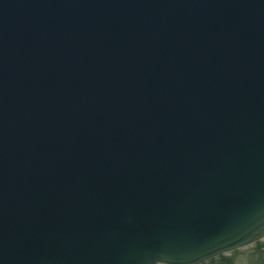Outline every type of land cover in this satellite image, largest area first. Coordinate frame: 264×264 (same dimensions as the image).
Here are the masks:
<instances>
[{
	"label": "water",
	"instance_id": "95a60500",
	"mask_svg": "<svg viewBox=\"0 0 264 264\" xmlns=\"http://www.w3.org/2000/svg\"><path fill=\"white\" fill-rule=\"evenodd\" d=\"M261 239L264 0H0V264Z\"/></svg>",
	"mask_w": 264,
	"mask_h": 264
},
{
	"label": "rangeland",
	"instance_id": "374dc122",
	"mask_svg": "<svg viewBox=\"0 0 264 264\" xmlns=\"http://www.w3.org/2000/svg\"><path fill=\"white\" fill-rule=\"evenodd\" d=\"M207 260L213 264H264V239Z\"/></svg>",
	"mask_w": 264,
	"mask_h": 264
},
{
	"label": "snow or ice",
	"instance_id": "6c2138e0",
	"mask_svg": "<svg viewBox=\"0 0 264 264\" xmlns=\"http://www.w3.org/2000/svg\"><path fill=\"white\" fill-rule=\"evenodd\" d=\"M210 255H212V253H207L204 256L207 257V256H210ZM160 259H164V258H156V259H154V261L160 260ZM205 264H213V262L211 260H205Z\"/></svg>",
	"mask_w": 264,
	"mask_h": 264
}]
</instances>
